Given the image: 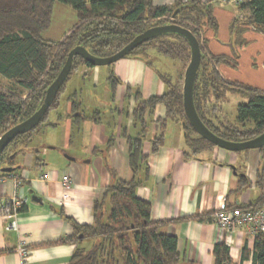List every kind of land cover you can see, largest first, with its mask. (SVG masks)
<instances>
[{
	"label": "crops",
	"instance_id": "crops-1",
	"mask_svg": "<svg viewBox=\"0 0 264 264\" xmlns=\"http://www.w3.org/2000/svg\"><path fill=\"white\" fill-rule=\"evenodd\" d=\"M177 1L154 0V5L173 7ZM211 12L218 28H205L203 38L210 56L227 58L217 65L223 81L264 91V35L240 25L233 28L243 18L238 7L216 4ZM73 28L64 31L58 41L48 32L43 38L60 42ZM142 57H127L107 66L102 88V67L77 69L80 81L70 82V78L60 97L63 101L59 100L29 145L17 152L10 166L17 172L0 174V202L16 192L27 201L19 215V232L7 231L0 218V264H69L77 243L70 242L74 229L65 217L78 225H92L95 203L103 199L106 189L116 180L134 179L142 181L137 196L151 204L152 219L164 223L160 233L178 239L183 264H215L213 251L220 243L229 248L232 264H254V237L222 232L213 219L194 218L231 207L246 208L264 199V189L258 184L264 168L260 151L235 153L215 147L193 153L180 123H160L166 118L163 105L148 110L139 120L135 116L137 94L147 100L169 91L162 70ZM155 60L159 62L158 57ZM0 84L10 86L3 79ZM73 95L85 120L70 117ZM224 109L223 104L220 115ZM159 137L163 141L154 151ZM136 139L141 141L144 157L137 174L130 166L131 142ZM64 175L71 181V199L66 203ZM108 206L106 202L105 212ZM22 238L28 249L24 257L17 252ZM91 242L79 244L89 248ZM246 244L249 256L244 259Z\"/></svg>",
	"mask_w": 264,
	"mask_h": 264
},
{
	"label": "trees",
	"instance_id": "trees-1",
	"mask_svg": "<svg viewBox=\"0 0 264 264\" xmlns=\"http://www.w3.org/2000/svg\"><path fill=\"white\" fill-rule=\"evenodd\" d=\"M57 2L72 7L78 13V23L60 42L43 38V34L52 25L54 5ZM238 8L243 18L233 28L240 25L264 35V0H251ZM166 17H172L174 21L164 19ZM166 24H176L191 30L200 42L202 63L194 88V101L204 124L217 136L232 142H244L261 135L264 132V91L224 82L217 65L227 62V58L210 56L206 52L203 30L208 27L216 31L218 28L211 6H204L198 0H178L173 7L155 6L154 0H0V79L10 84H0V137L41 107L47 89L55 81L75 47L83 46L97 57H110L149 28ZM150 50L172 60L189 62L191 59L189 43L179 34L156 37L140 46L129 57L141 54L148 65L154 66V62L149 59ZM81 66L93 68L81 57L75 59L71 74L44 120L32 132L17 137L7 147L0 157V169L13 165L21 146L29 145L33 140L49 114L58 107L61 94L72 74ZM112 78L116 79L114 76ZM161 78L169 91L147 100L137 94L135 116L142 121L148 110L163 105L166 108V118L160 123L164 126L168 121L180 123L186 135L188 149L197 154L215 148L216 146L199 136L187 120L181 85L174 84L165 75H161ZM230 92L239 94L247 101L237 107L238 126L226 120L215 125L210 116L222 114V105ZM69 100L73 113L70 117L85 120L79 112L81 104L75 95ZM162 141L163 137L156 139L154 151ZM259 151L264 163V148ZM143 159L141 141L136 139L131 142L130 152V166L135 174L139 173ZM17 170L15 168L13 174ZM0 174L9 175L1 171ZM259 179L258 184L264 189V168ZM141 185L142 181L138 179L130 182L116 180L106 189L103 199L95 203L92 225H78L73 219L65 217L74 229L70 242L77 243L69 264L184 263L178 252V239L160 233L164 223L153 220L151 204L138 198L137 189ZM263 201L260 198L243 209L261 208ZM106 202L110 205L107 216ZM213 217L214 214H211L196 216L194 219L212 221ZM81 235L83 239H80ZM85 240L92 241L91 247L80 246L79 243L82 244ZM213 254L215 264H232L229 248L225 243L217 244ZM248 256L246 244L243 258ZM253 261L254 264H264L262 235L255 238Z\"/></svg>",
	"mask_w": 264,
	"mask_h": 264
},
{
	"label": "water",
	"instance_id": "water-1",
	"mask_svg": "<svg viewBox=\"0 0 264 264\" xmlns=\"http://www.w3.org/2000/svg\"><path fill=\"white\" fill-rule=\"evenodd\" d=\"M164 34H179L185 37L191 49V59L185 71V77H184L183 105L187 120L189 121L190 125L195 130V132L199 136H201L202 138H204L205 140L216 146L217 148L229 152L237 153V152L263 149L264 132L258 137L248 141L232 142L217 136L204 124V122L201 120V118L198 115L194 101V88L196 84L198 71L202 63V51H201L200 42L198 41V39L191 30L176 24H166V25H160L149 28L142 34L136 36L131 43H129L119 52H117L116 54L110 57H106V58L97 57L92 53H90L83 46L75 47L69 53L66 63L64 64L59 75L47 89L41 107L28 119L17 124L11 129L7 130L0 137V157L5 152L7 147L17 137L32 132L34 129H36V127H38L41 124L46 114L48 113L49 109L51 108L56 98L58 97V94L60 93L64 83L71 74L74 61L77 57H81L85 62H87L93 67L110 66L119 62L124 58L129 57L132 52H134L136 49H138L140 46L147 43L148 41ZM233 170H235V167H233ZM0 171L2 173H12L15 171V168L3 167L0 169ZM235 174H237L236 171ZM32 199L36 200V197L32 195ZM80 239H83V235L80 236Z\"/></svg>",
	"mask_w": 264,
	"mask_h": 264
},
{
	"label": "built area",
	"instance_id": "built-area-1",
	"mask_svg": "<svg viewBox=\"0 0 264 264\" xmlns=\"http://www.w3.org/2000/svg\"><path fill=\"white\" fill-rule=\"evenodd\" d=\"M188 2L190 0H184ZM204 6H213L216 4L239 7L251 0H198ZM174 21L172 17L164 18ZM47 178V176H45ZM63 186L65 193L63 195L64 202L71 199L69 191L71 189V181L68 175L63 176ZM16 187H20L17 182ZM26 200L18 197L17 192L12 198H6L0 202V218L6 222V230L19 232V215L26 205ZM214 223L219 230L227 233L243 232L256 238L259 235L264 236V206L255 209H243L241 207H231L221 209L214 214ZM17 252L22 256L28 254L27 242L24 238L20 240Z\"/></svg>",
	"mask_w": 264,
	"mask_h": 264
},
{
	"label": "rangeland",
	"instance_id": "rangeland-1",
	"mask_svg": "<svg viewBox=\"0 0 264 264\" xmlns=\"http://www.w3.org/2000/svg\"><path fill=\"white\" fill-rule=\"evenodd\" d=\"M77 23H78V13L72 7L57 2L54 8L52 25L46 31L48 32L47 35L52 37V39L58 41L61 37L60 35H62L64 31L66 32L71 30ZM148 55H149V59L152 60V62H154V65H156L158 68H160V70H162L165 76L170 77V79L173 81L174 84L181 85V87L183 88L185 71L190 63V60L189 62L186 60H172L157 54L155 50H150ZM155 57H158L159 59L158 63L155 60ZM101 70H102L101 71V88H102L104 86L102 78L104 77V72H107L108 67L104 66L102 67ZM79 77H80L79 71H74V73L71 76L70 82L71 81L77 82L78 80L80 81ZM63 94L64 92L61 94V98L64 96ZM23 97L25 98L26 94H24ZM60 100L63 101V99ZM245 102L247 101L243 97H241L236 93L230 92L226 95L224 100L225 114L219 115L220 118L218 119H216L215 118L216 116L212 114L210 116V119L215 123V125H219V122L221 121L225 122V120L234 125H237V107L238 105ZM109 210H110V206H108L105 212L106 216L109 214Z\"/></svg>",
	"mask_w": 264,
	"mask_h": 264
}]
</instances>
